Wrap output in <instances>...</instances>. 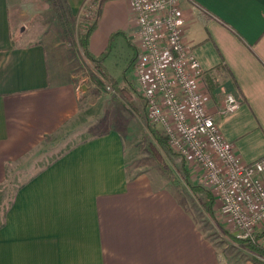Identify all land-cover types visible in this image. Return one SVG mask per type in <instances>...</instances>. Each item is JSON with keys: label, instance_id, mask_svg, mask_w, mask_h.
Returning a JSON list of instances; mask_svg holds the SVG:
<instances>
[{"label": "crops", "instance_id": "obj_1", "mask_svg": "<svg viewBox=\"0 0 264 264\" xmlns=\"http://www.w3.org/2000/svg\"><path fill=\"white\" fill-rule=\"evenodd\" d=\"M66 1L74 16L87 2ZM182 12L207 112L241 163L259 159L264 0H183ZM134 27L129 0H106L89 52L128 42L132 54ZM72 67L46 0H0V193L11 176L25 177L0 210V264H251L223 256L190 193L156 168L127 169L130 149L115 132L76 143L38 171L15 168L76 115ZM229 94L239 107L221 115Z\"/></svg>", "mask_w": 264, "mask_h": 264}, {"label": "built area", "instance_id": "obj_2", "mask_svg": "<svg viewBox=\"0 0 264 264\" xmlns=\"http://www.w3.org/2000/svg\"><path fill=\"white\" fill-rule=\"evenodd\" d=\"M133 11V72L147 120L213 194L220 216L238 238L264 230V156L241 163L198 92L204 71L183 38V0H129ZM239 107L226 95L221 115ZM191 170V172H192Z\"/></svg>", "mask_w": 264, "mask_h": 264}, {"label": "rangeland", "instance_id": "obj_3", "mask_svg": "<svg viewBox=\"0 0 264 264\" xmlns=\"http://www.w3.org/2000/svg\"><path fill=\"white\" fill-rule=\"evenodd\" d=\"M97 5L98 2L87 0L81 12L75 15L73 23L75 36L94 19L97 14ZM54 24L57 26L55 14ZM69 49L73 57L72 76L77 91V113L66 123L63 130L45 141L43 149L37 148L36 151L28 153L16 163L15 168L38 171L50 165L76 143L115 132L126 139L125 142L130 149L127 169H158L171 184L182 189V193H190L193 196L196 201L194 205L200 212L196 211L200 227L225 258L237 261L248 259L251 264H256L246 244L238 242L243 240L238 238L232 226L220 216L213 194L201 181L202 174L193 172L192 161L174 153L166 143L161 130L148 122L145 102L136 90L132 64L134 51L132 49V54L130 53L131 48L128 42H120L115 52H108L102 60V67L115 86L106 81L99 68L84 56L81 47H69ZM121 88L128 91L130 99L126 100L122 96ZM155 136L162 139V144L156 140ZM156 156H159L162 162L158 161ZM160 163L166 166V170L162 169ZM168 171L173 179L170 178ZM24 179L23 176H11L6 181L0 193L1 212L11 204L15 191ZM191 187L205 190V194L195 192L193 194ZM207 195L212 199L210 210L204 205ZM260 234V230L257 231V235ZM256 245L264 249L263 237H258Z\"/></svg>", "mask_w": 264, "mask_h": 264}, {"label": "trees", "instance_id": "obj_4", "mask_svg": "<svg viewBox=\"0 0 264 264\" xmlns=\"http://www.w3.org/2000/svg\"><path fill=\"white\" fill-rule=\"evenodd\" d=\"M46 1L47 3L50 4L55 14L57 26H58L60 36L63 42L70 48L71 47L76 48L77 46L81 47L83 50L84 56L87 59H89L91 62H93L96 65V67L99 68L101 75L105 78V80L112 84V80L107 76L106 71L102 67V60L107 56L109 52V47H107V49L101 55L97 57H94L93 55H91V53L88 50L89 39L91 37V34L96 28L101 6L106 0H94V2H98V5H97L98 9L96 12L97 14L94 17V19L90 23L87 24L85 29L81 33H78L76 36H75L74 27H73L75 16L73 15L71 8L68 5L67 1L66 0H46ZM112 86H115V85L112 84ZM120 92L122 93V96L126 100L131 98L128 91H126V89L121 88ZM148 127L151 128L149 125ZM155 137H156V140L162 144V139H160L157 136ZM156 158L158 161H161L159 156H156ZM160 164H161L162 169L166 170V166L163 165V163H160ZM168 174L170 178L173 179V176L171 175L169 171H168ZM191 189H193V194L194 192L205 194L204 193L205 190L195 189L194 187H191ZM205 203L204 205L206 206V208L210 210L211 203H212V199L210 196L207 195ZM261 235L263 236L264 232H261ZM258 237L259 236L257 235L254 242H245L241 240H238V242H241L242 244H246V248L248 249L249 252L253 254V258H254L253 261L256 264H260V263L264 264V249H261L259 248L258 245H256V241Z\"/></svg>", "mask_w": 264, "mask_h": 264}]
</instances>
